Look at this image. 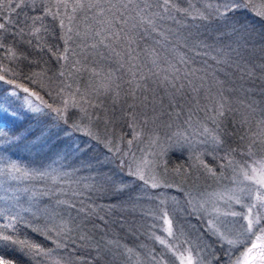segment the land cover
Returning <instances> with one entry per match:
<instances>
[{
    "label": "trees",
    "instance_id": "trees-1",
    "mask_svg": "<svg viewBox=\"0 0 264 264\" xmlns=\"http://www.w3.org/2000/svg\"><path fill=\"white\" fill-rule=\"evenodd\" d=\"M206 1L170 0L163 7V0H99V8L73 11L57 0H0V104L10 109L0 117V182L10 176L17 187L9 197L0 187V236L11 237L0 240V257L45 264L60 253L76 264H117L100 255L106 251L96 236L111 228L135 248L141 180L132 172L133 138L147 125L162 133L188 114L217 126L218 146L201 156L203 167L197 157L171 150L164 156L170 172H215L222 152L236 157L251 145L252 113L219 126L208 118L217 106L207 101L264 94V14L228 4L222 15L218 0L214 10ZM22 95L41 108L24 109ZM58 154L67 160L60 167L51 164ZM79 159L91 174L82 181L74 169ZM187 212L216 264H227L223 246Z\"/></svg>",
    "mask_w": 264,
    "mask_h": 264
},
{
    "label": "rangeland",
    "instance_id": "rangeland-1",
    "mask_svg": "<svg viewBox=\"0 0 264 264\" xmlns=\"http://www.w3.org/2000/svg\"><path fill=\"white\" fill-rule=\"evenodd\" d=\"M206 2L208 7L216 9L215 1ZM217 2L220 4V9L217 7L220 13L223 12L226 4H232V6L238 5V9H247L251 14H264V0H218ZM258 64L263 66L262 62ZM2 87L3 84H0V88ZM237 102L244 103L245 109H232L231 107ZM19 104L27 111L41 108L36 100L27 95L19 98ZM213 105L217 108L210 111L208 118L213 119L215 123L218 121L219 126L223 123L230 125L231 117L238 119L242 115L252 113L253 116L248 118L254 126V128L250 126L249 131H252V134L255 132L254 136L249 135L252 136L249 140L251 145L239 151L236 157H229L222 152V160L218 163L219 167L214 169L215 172L210 169L205 171V175L200 173L198 175L193 171L194 169L186 168L178 172H170L164 166V156L171 150L184 151L189 157V154L197 157L196 164L199 166L201 156L214 154L218 142L217 126L214 124L215 126L211 127L206 120L196 119L187 114L182 118L180 126L163 129L162 133L151 125L140 129L139 134L137 133L133 138L137 147L131 163L133 174L141 180L135 200V208L139 213L136 222L139 225L140 235L137 230H131L132 239L137 240L138 243L135 244V248L129 249L128 245H123V235L119 230H114L115 228L98 230L96 236L106 251L100 255L117 264H181V257L191 254L194 264H216V253L212 252L208 241L190 219L187 209L203 222L206 229L223 246L225 255L223 259L228 261L227 264H236L238 260L243 264V256L253 244L264 247V239L257 240V237L264 236V233L259 227L248 232V220L245 218L249 217V208H251V217L261 218V226H264V202L257 199L258 194L264 196V188L255 182L264 178V94L257 92L252 97L226 96L223 97L220 105L211 97L207 101V106ZM221 105H223L222 109ZM0 106L7 109V113L0 111V117L9 114L10 109L6 104ZM221 110L224 113L222 116L218 115ZM2 118H0V126L4 125ZM245 122L244 126L249 128V122ZM216 157L221 158V155ZM66 162L67 160L58 154L52 158L51 164L60 167ZM76 163L74 169L78 170L75 172L77 178L79 177L81 181L89 178L91 174L87 171L88 161L79 159ZM65 168L71 167L66 165ZM65 168L67 174L71 173ZM141 176L144 179H141ZM107 180L114 181L109 180V177ZM3 181L0 182V187L3 186L4 189L1 194L3 197H9L17 187L10 180V176ZM165 181L171 183L167 189ZM153 183L157 186L153 187ZM178 191L180 193H177ZM253 205L256 207H252ZM62 210L64 213L66 209ZM69 214H72L73 218L74 213L70 212L66 214V220ZM100 218L105 223V216ZM166 220L169 223H165ZM169 227L171 234L168 232ZM251 256L256 258H250V264H264V261L257 256V250H254ZM47 257L50 260L48 262L47 258L45 264H76L67 258V260L62 258L60 253Z\"/></svg>",
    "mask_w": 264,
    "mask_h": 264
},
{
    "label": "snow or ice",
    "instance_id": "snow-or-ice-1",
    "mask_svg": "<svg viewBox=\"0 0 264 264\" xmlns=\"http://www.w3.org/2000/svg\"><path fill=\"white\" fill-rule=\"evenodd\" d=\"M59 5H62L65 8H69L71 7L73 9V11H75L76 9H82V8H94V7H101L99 0H95V2H93V0H57ZM132 2V0H128V4H130ZM128 4H125L124 7L127 8ZM170 4V0H163V7H166ZM20 5L18 4L17 7H19ZM112 7H115V5H111L109 8V11L111 10ZM150 7V6H149ZM226 11L228 10V5L226 4L225 6ZM233 7H238V5H233ZM101 11L103 12V9H101ZM143 11V10H141ZM222 15H224L225 13H221ZM71 19H73V17H69V20L71 21ZM61 27H63V21L61 20ZM103 23L105 24H110L111 21L110 20H105L103 21ZM148 23H151V20L148 21ZM4 25L0 24V28H3ZM36 31H39V29H36ZM69 31H71V29H69ZM97 35H99V33H96ZM101 43H103V41H101ZM94 47V45H93ZM67 51V49H66ZM66 59V57H61ZM4 79L2 76H0V80ZM8 83H11V81H8ZM25 92L28 91V89H24ZM14 94V93H13ZM223 108V105H221V109ZM0 111H3L5 113H7V109H4L2 106H0ZM38 111V109H37ZM223 111H219L218 115H223ZM141 179H144L143 176L140 177ZM147 182V181H145ZM257 184H259L262 188H264V178L261 179H257L255 181ZM153 187H156L157 185L155 183H153L152 185ZM257 199L260 200L261 202H264V196L261 195H257ZM252 207H256V205H253ZM251 212L252 209L249 208V217H245L248 220V225H247V231L248 232H252L255 228L259 227L260 231L262 233H264V226H261V218L259 217H251ZM235 215V213H234ZM251 217V218H250ZM165 223H169L167 220L165 221ZM169 234H171V227H169L168 229ZM264 239V236H258L257 240H261ZM0 240L2 241H10L11 237L9 236H0ZM12 243H19L18 241H11ZM161 243H163V241H161ZM228 243H234L233 241H228ZM254 250H257V256L264 261V247H260L256 244L252 245V248L248 249V252L244 254L243 256V264H250V258L251 259H255L256 257H252L251 254L253 253ZM0 264H13V261L11 260H6L3 257H0ZM181 264H194L193 261V257L191 254H189L186 257H181ZM236 264H241V261H237Z\"/></svg>",
    "mask_w": 264,
    "mask_h": 264
}]
</instances>
